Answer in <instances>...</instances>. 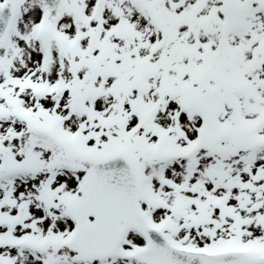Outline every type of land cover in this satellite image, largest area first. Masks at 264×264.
Instances as JSON below:
<instances>
[{
    "label": "snow or ice",
    "instance_id": "snow-or-ice-1",
    "mask_svg": "<svg viewBox=\"0 0 264 264\" xmlns=\"http://www.w3.org/2000/svg\"><path fill=\"white\" fill-rule=\"evenodd\" d=\"M0 264H264V0H0Z\"/></svg>",
    "mask_w": 264,
    "mask_h": 264
}]
</instances>
